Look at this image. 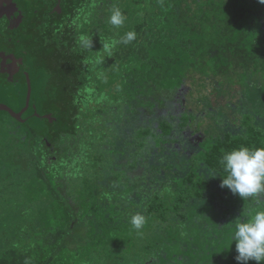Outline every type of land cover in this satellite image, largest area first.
<instances>
[{
  "label": "trees",
  "instance_id": "obj_1",
  "mask_svg": "<svg viewBox=\"0 0 264 264\" xmlns=\"http://www.w3.org/2000/svg\"><path fill=\"white\" fill-rule=\"evenodd\" d=\"M101 3L39 49L56 128L18 133L30 154L8 160L15 179L0 172V209L19 217L1 235L0 264H238L234 221L264 210V195L242 201L221 188L219 160L264 147V84H250L264 78V5ZM114 8L126 17L120 27L109 23ZM130 31L136 38L118 43ZM207 81L243 84L246 100L228 103L240 120L199 94ZM137 244L141 256H126Z\"/></svg>",
  "mask_w": 264,
  "mask_h": 264
},
{
  "label": "flooded vegetation",
  "instance_id": "obj_2",
  "mask_svg": "<svg viewBox=\"0 0 264 264\" xmlns=\"http://www.w3.org/2000/svg\"><path fill=\"white\" fill-rule=\"evenodd\" d=\"M90 5L91 0H0V106L15 115L0 112L23 131L46 136L51 125L56 128V116L46 113L41 97L47 70L39 49L80 10L88 15Z\"/></svg>",
  "mask_w": 264,
  "mask_h": 264
},
{
  "label": "clouds",
  "instance_id": "obj_3",
  "mask_svg": "<svg viewBox=\"0 0 264 264\" xmlns=\"http://www.w3.org/2000/svg\"><path fill=\"white\" fill-rule=\"evenodd\" d=\"M264 5V0H257ZM126 17L119 8H114L109 17V23L115 27L124 24ZM136 38L134 31L127 32L118 43L128 44ZM85 47L90 44L82 41ZM109 49V45H105ZM219 164L225 176L221 177L220 187L227 188L232 195L242 201L254 199L259 203L264 195V147L249 148L241 146L226 152L219 160ZM212 175L209 178H216ZM136 230H140L145 224V217L135 214L130 220ZM231 244L235 242V259L238 264H264V210L250 208L244 216H237L234 221V229L230 237ZM230 244V245H231Z\"/></svg>",
  "mask_w": 264,
  "mask_h": 264
},
{
  "label": "rangeland",
  "instance_id": "obj_4",
  "mask_svg": "<svg viewBox=\"0 0 264 264\" xmlns=\"http://www.w3.org/2000/svg\"><path fill=\"white\" fill-rule=\"evenodd\" d=\"M99 1H101L103 3L106 2V0H99ZM103 3H101V5H103ZM86 17H87V15H86ZM84 18H85V16H83V15H82V17H80V19H82V21L85 19H88L90 17H87L85 19ZM100 70L102 71V73L106 72V69L104 70V68H101ZM104 82H106L105 78H104ZM117 82H118L117 84H119V81H117ZM253 83L261 86L264 84V78H262L261 76H257L252 81H250V84H253ZM105 84L107 86L109 85V83L108 84L105 83ZM215 87H216V85L214 84V82L207 81V83L205 84L204 87H202V85H200L198 87V89L200 90L198 92L200 95H202V94L204 95V93H205L208 96V94H210L209 97H210V100H211L214 108L221 107L219 109L222 110V112L226 113L228 115V117L232 120V122L235 119L240 120L242 118V114L241 113L234 114V112L231 110V108L228 107V103L235 104V103H239L243 100H246L245 98H243V95L241 93L245 89L243 84L238 83V82H235V84H233L231 82H226L219 89L213 90ZM206 89H207V92H205ZM259 91L260 90H253L251 92L250 96L249 97L246 96V97L247 98H255L257 93H259ZM119 92H120V90H119ZM0 120H1L0 121V172H3V174H6L7 178H9V180H11V179H15V175L12 172V169L9 168L8 160H10V158H12L11 157L12 155L14 157V156H17V154H20L22 156L27 157V155H29L30 153H29V151L27 152V147H26L27 143L26 142L21 143L22 138L18 137L19 136L18 133L19 134L23 133L22 132L23 130L20 129V127L18 125H14V122L11 121L9 119V117L2 112H0ZM36 123L39 124V122H36ZM25 147H26V149H25ZM2 162H4V164H2ZM10 167H12V166H10ZM1 182L5 184L4 181H1ZM4 187L5 186H3V188ZM3 188L0 185V194L3 193L2 196L7 198L8 197V191H6ZM18 218L19 217L16 216L12 210L0 209V246L2 245L1 235L2 234L9 235V228L12 225L17 224ZM139 247L142 248L141 243H140ZM138 249L139 248H138V244H137L136 247L133 248L131 253L125 252V255L131 256V258L134 257L135 259H137L138 257L141 256V251L139 252Z\"/></svg>",
  "mask_w": 264,
  "mask_h": 264
},
{
  "label": "water",
  "instance_id": "obj_5",
  "mask_svg": "<svg viewBox=\"0 0 264 264\" xmlns=\"http://www.w3.org/2000/svg\"><path fill=\"white\" fill-rule=\"evenodd\" d=\"M29 99V98H28ZM0 110H7L9 111L11 114L15 115V113L13 112V110L7 106H0ZM24 112V111H23Z\"/></svg>",
  "mask_w": 264,
  "mask_h": 264
}]
</instances>
